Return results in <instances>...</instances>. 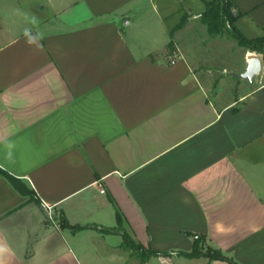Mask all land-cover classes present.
Returning a JSON list of instances; mask_svg holds the SVG:
<instances>
[{
    "label": "crops",
    "instance_id": "crops-1",
    "mask_svg": "<svg viewBox=\"0 0 264 264\" xmlns=\"http://www.w3.org/2000/svg\"><path fill=\"white\" fill-rule=\"evenodd\" d=\"M233 2L239 30L264 36V0ZM205 10L0 1V168L32 192L0 176V264H264V71L238 99L209 96L197 54L224 36ZM244 55L246 69L259 57ZM123 232L156 254L124 249ZM196 236L227 260L191 256Z\"/></svg>",
    "mask_w": 264,
    "mask_h": 264
},
{
    "label": "trees",
    "instance_id": "trees-1",
    "mask_svg": "<svg viewBox=\"0 0 264 264\" xmlns=\"http://www.w3.org/2000/svg\"><path fill=\"white\" fill-rule=\"evenodd\" d=\"M206 5V10L201 15V21L207 28L209 35L212 38L218 36H227L234 39L240 47H243L251 52H256L263 55L264 59V36L260 37H247L242 33L236 25V21L244 14L237 10L233 0H203ZM187 22V16L184 15L181 21L171 29L170 34L173 36L174 32L184 27ZM173 41L168 44L169 47H173ZM0 176L6 178L14 187L24 196H31V193L25 186L13 175L6 170L0 168ZM32 197V196H31ZM117 222L120 225L122 223V216L117 212ZM62 226L70 228L73 231L80 230L82 227L70 225L65 219L62 220ZM105 232H110L106 230ZM122 247L126 250L132 251L137 254L143 260L148 256L156 254L154 251L144 249L141 245L137 244L134 239L127 233L123 232ZM196 245L191 256L205 255L210 258H219L227 260L221 251L212 248L207 244L204 237L196 236Z\"/></svg>",
    "mask_w": 264,
    "mask_h": 264
},
{
    "label": "rangeland",
    "instance_id": "rangeland-1",
    "mask_svg": "<svg viewBox=\"0 0 264 264\" xmlns=\"http://www.w3.org/2000/svg\"><path fill=\"white\" fill-rule=\"evenodd\" d=\"M35 7L37 6L35 5ZM188 27L190 28H188L189 30L187 32L193 31L197 32L198 34L201 29V25L196 23ZM157 28L159 34L162 35V27L157 25ZM222 38L225 39L223 40ZM222 38L217 39L219 43H208L211 44L210 49L207 43H205L209 49L208 54L205 50H202L203 53L200 52L199 54H197V57L201 58L200 64L197 65V70L201 72L200 78L203 80L209 96L217 104H227L235 99H238L243 93L247 92L254 86L251 85L248 80H242L240 78V75L246 70V66L244 65V54L246 49L243 47L238 49L235 44L227 41L231 40L227 36H224ZM171 40L174 41L173 36H170V41ZM186 41L188 42V45L190 43L191 45L195 44L197 46L200 44V42H206L204 38L200 39L199 37L193 39H189L187 37L176 38L177 44H179V46H181L182 48L186 47ZM171 49L172 47L168 46V50L171 51ZM196 49L197 51H199V47H197ZM256 54L262 59V71H264L263 55L259 53ZM224 67H226V69H223ZM257 77H259V75L253 79L254 82L256 81Z\"/></svg>",
    "mask_w": 264,
    "mask_h": 264
},
{
    "label": "water",
    "instance_id": "water-1",
    "mask_svg": "<svg viewBox=\"0 0 264 264\" xmlns=\"http://www.w3.org/2000/svg\"><path fill=\"white\" fill-rule=\"evenodd\" d=\"M128 24V21L125 22ZM262 71V60L259 57H253L248 64V67L244 73L240 75L241 79L253 80Z\"/></svg>",
    "mask_w": 264,
    "mask_h": 264
},
{
    "label": "built area",
    "instance_id": "built-area-1",
    "mask_svg": "<svg viewBox=\"0 0 264 264\" xmlns=\"http://www.w3.org/2000/svg\"><path fill=\"white\" fill-rule=\"evenodd\" d=\"M105 191L104 190H101V193H104ZM51 208L49 207V210H50ZM49 216H50V218H52V213L51 212H49Z\"/></svg>",
    "mask_w": 264,
    "mask_h": 264
}]
</instances>
